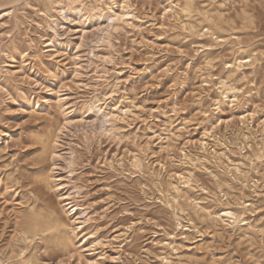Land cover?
<instances>
[{"label": "rangeland", "instance_id": "374dc122", "mask_svg": "<svg viewBox=\"0 0 264 264\" xmlns=\"http://www.w3.org/2000/svg\"><path fill=\"white\" fill-rule=\"evenodd\" d=\"M105 1L0 0V264H264V0Z\"/></svg>", "mask_w": 264, "mask_h": 264}, {"label": "bare ground", "instance_id": "6f19581e", "mask_svg": "<svg viewBox=\"0 0 264 264\" xmlns=\"http://www.w3.org/2000/svg\"><path fill=\"white\" fill-rule=\"evenodd\" d=\"M71 2L73 4H76L77 8H79L82 5V2H78V0H71ZM99 2L101 5L98 6L96 9L98 10V12L101 16H102V13H104L105 17H107V19H109L110 21H113L115 18L120 19V17L123 16V15L117 13L113 9V6L110 5L109 3H107L105 0H99ZM62 8L63 7H61V9ZM79 10H81V8H79ZM52 23H50V28L53 29L55 35H58V31H57L58 30V19L57 18L52 19ZM111 24H112V22H111ZM203 29H204V27H203ZM209 29L210 28H207V30H209ZM48 45L50 46L51 42H49ZM243 59H244V57L239 58V64L237 65V67H241L244 65ZM95 107L98 109V113L101 112L100 116L103 119V122L110 123L111 116H110V118H108V115H111V114H109L108 112H104L102 109V106L95 105ZM261 157L262 156H257L256 158L260 159ZM136 164L139 165V159H137V158H136ZM183 177H185V176H183ZM174 188L178 189L177 186H174ZM75 209L76 208L70 209L69 213L71 212V214L73 216H77L73 220L74 221L73 226L70 228L71 232L73 233V236L76 238L79 235L78 230L80 229V225L84 221H79L78 223L75 221L76 219L80 218V214L77 211H74ZM81 213L85 215L86 211L81 210ZM216 215L217 216L215 218L217 220L220 219L222 221H228L227 224H230L234 228L240 227L241 226L240 222L246 220L244 218H241L242 212L233 210L230 206H227L224 209H222L221 211L217 212ZM30 222H31V225H32V228H33L35 235H38V234L44 235L46 232L47 233H57V236L63 240L66 251L68 253L71 252V249H69V244L72 243V240H70L71 236H70L69 231H68L69 226L60 217L55 215L54 211H50L48 218H46L45 216H43L41 214H33L30 217ZM75 223H77V225ZM119 235L120 234L114 235L113 238L118 239ZM104 245H105V242H104V239L102 237H98V236L96 237V236H94L93 233H89L88 235L87 234L84 235L78 241V245H76L74 247V249L79 253V255H83L84 254L83 251H88L89 253L93 254V250L95 251L98 247H101ZM93 261L91 260V262H93Z\"/></svg>", "mask_w": 264, "mask_h": 264}]
</instances>
